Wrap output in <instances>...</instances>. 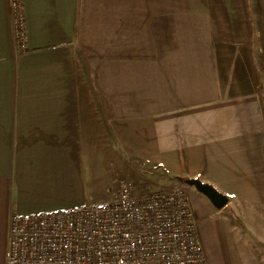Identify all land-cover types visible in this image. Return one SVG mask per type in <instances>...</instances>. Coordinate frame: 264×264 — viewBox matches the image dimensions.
<instances>
[{
    "label": "crops",
    "instance_id": "crops-1",
    "mask_svg": "<svg viewBox=\"0 0 264 264\" xmlns=\"http://www.w3.org/2000/svg\"><path fill=\"white\" fill-rule=\"evenodd\" d=\"M20 3L23 47L0 0V264L11 214L112 200L119 177L157 171L187 197L207 264H264V96L246 0Z\"/></svg>",
    "mask_w": 264,
    "mask_h": 264
},
{
    "label": "built area",
    "instance_id": "built-area-1",
    "mask_svg": "<svg viewBox=\"0 0 264 264\" xmlns=\"http://www.w3.org/2000/svg\"><path fill=\"white\" fill-rule=\"evenodd\" d=\"M23 47L20 0H10ZM6 264H207L194 215L181 190L135 194L131 182L112 200L55 211L11 214Z\"/></svg>",
    "mask_w": 264,
    "mask_h": 264
},
{
    "label": "rangeland",
    "instance_id": "rangeland-1",
    "mask_svg": "<svg viewBox=\"0 0 264 264\" xmlns=\"http://www.w3.org/2000/svg\"><path fill=\"white\" fill-rule=\"evenodd\" d=\"M251 20V44L254 52V61L257 65V78L260 91L264 96V0H246ZM90 97L93 93L89 91ZM147 174V173H146ZM116 176V175H115ZM115 179V177L113 178ZM117 179V177H116ZM115 179V180H116ZM131 182L135 194L146 193L155 190H175L176 181L162 171L152 172L146 178L135 180L132 176L127 178H118L117 181L107 186L106 193L110 191L116 196L123 183ZM184 183H186L184 181ZM103 192V190H102ZM106 196L98 195L97 200ZM254 251V250H253Z\"/></svg>",
    "mask_w": 264,
    "mask_h": 264
},
{
    "label": "water",
    "instance_id": "water-1",
    "mask_svg": "<svg viewBox=\"0 0 264 264\" xmlns=\"http://www.w3.org/2000/svg\"><path fill=\"white\" fill-rule=\"evenodd\" d=\"M186 183L205 195L218 209L223 208L228 202L227 197L210 184L203 183L198 179H188Z\"/></svg>",
    "mask_w": 264,
    "mask_h": 264
},
{
    "label": "trees",
    "instance_id": "trees-1",
    "mask_svg": "<svg viewBox=\"0 0 264 264\" xmlns=\"http://www.w3.org/2000/svg\"><path fill=\"white\" fill-rule=\"evenodd\" d=\"M188 179H185L184 181L186 182Z\"/></svg>",
    "mask_w": 264,
    "mask_h": 264
}]
</instances>
